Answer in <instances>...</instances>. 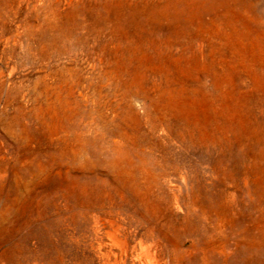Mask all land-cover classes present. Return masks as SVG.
Instances as JSON below:
<instances>
[{
  "label": "rangeland",
  "instance_id": "rangeland-1",
  "mask_svg": "<svg viewBox=\"0 0 264 264\" xmlns=\"http://www.w3.org/2000/svg\"><path fill=\"white\" fill-rule=\"evenodd\" d=\"M0 264H264V0H0Z\"/></svg>",
  "mask_w": 264,
  "mask_h": 264
},
{
  "label": "bare ground",
  "instance_id": "bare-ground-1",
  "mask_svg": "<svg viewBox=\"0 0 264 264\" xmlns=\"http://www.w3.org/2000/svg\"><path fill=\"white\" fill-rule=\"evenodd\" d=\"M222 84V83H221ZM72 151V150H71ZM138 193V192H137Z\"/></svg>",
  "mask_w": 264,
  "mask_h": 264
}]
</instances>
